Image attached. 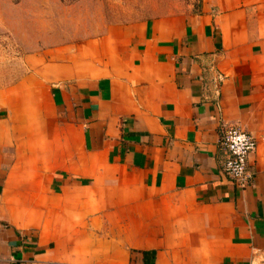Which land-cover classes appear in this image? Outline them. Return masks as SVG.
Wrapping results in <instances>:
<instances>
[{"label": "crops", "instance_id": "1", "mask_svg": "<svg viewBox=\"0 0 264 264\" xmlns=\"http://www.w3.org/2000/svg\"><path fill=\"white\" fill-rule=\"evenodd\" d=\"M0 89V264H264V0L108 24ZM256 142L220 172L223 127Z\"/></svg>", "mask_w": 264, "mask_h": 264}, {"label": "rangeland", "instance_id": "2", "mask_svg": "<svg viewBox=\"0 0 264 264\" xmlns=\"http://www.w3.org/2000/svg\"><path fill=\"white\" fill-rule=\"evenodd\" d=\"M201 0H0V89L24 73L22 59L97 36L108 24L196 12Z\"/></svg>", "mask_w": 264, "mask_h": 264}, {"label": "built area", "instance_id": "3", "mask_svg": "<svg viewBox=\"0 0 264 264\" xmlns=\"http://www.w3.org/2000/svg\"><path fill=\"white\" fill-rule=\"evenodd\" d=\"M220 172L239 189L248 185V160L255 151L256 142L247 132L236 126L222 128L219 139Z\"/></svg>", "mask_w": 264, "mask_h": 264}]
</instances>
